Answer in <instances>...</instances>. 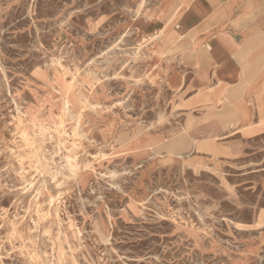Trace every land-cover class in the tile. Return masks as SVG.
Instances as JSON below:
<instances>
[{"label": "rangeland", "instance_id": "obj_1", "mask_svg": "<svg viewBox=\"0 0 264 264\" xmlns=\"http://www.w3.org/2000/svg\"><path fill=\"white\" fill-rule=\"evenodd\" d=\"M161 24L155 0H0V264H264V132L160 152L188 135Z\"/></svg>", "mask_w": 264, "mask_h": 264}, {"label": "crops", "instance_id": "obj_2", "mask_svg": "<svg viewBox=\"0 0 264 264\" xmlns=\"http://www.w3.org/2000/svg\"><path fill=\"white\" fill-rule=\"evenodd\" d=\"M155 19L173 24L167 35L155 32L171 43L164 52L179 54L165 82L181 98L188 132L160 152L227 153L234 147L218 138L264 132V0H155Z\"/></svg>", "mask_w": 264, "mask_h": 264}]
</instances>
